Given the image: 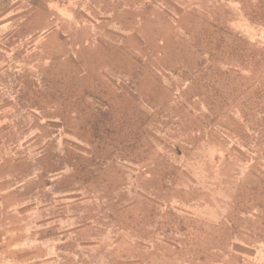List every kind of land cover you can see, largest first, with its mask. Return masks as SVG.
<instances>
[{
	"label": "rangeland",
	"instance_id": "1",
	"mask_svg": "<svg viewBox=\"0 0 264 264\" xmlns=\"http://www.w3.org/2000/svg\"><path fill=\"white\" fill-rule=\"evenodd\" d=\"M50 1L0 0V264H264V0H205L199 73L129 113L60 75Z\"/></svg>",
	"mask_w": 264,
	"mask_h": 264
},
{
	"label": "crops",
	"instance_id": "2",
	"mask_svg": "<svg viewBox=\"0 0 264 264\" xmlns=\"http://www.w3.org/2000/svg\"><path fill=\"white\" fill-rule=\"evenodd\" d=\"M203 2L52 0L48 8L57 9L59 17L48 21L43 42L57 54L60 75L80 76L76 89L94 92L114 111L129 113L132 99L139 106H159L163 94L179 84L169 81L168 73L173 78L184 70L198 74L204 62V51L187 31L196 24V16L208 14ZM190 86L194 84L187 78L185 87ZM173 102L180 104L177 99ZM250 261H264V249L256 247Z\"/></svg>",
	"mask_w": 264,
	"mask_h": 264
}]
</instances>
